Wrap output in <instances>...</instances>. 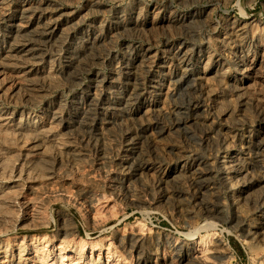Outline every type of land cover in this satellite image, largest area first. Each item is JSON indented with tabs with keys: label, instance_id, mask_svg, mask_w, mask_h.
<instances>
[{
	"label": "rangeland",
	"instance_id": "374dc122",
	"mask_svg": "<svg viewBox=\"0 0 264 264\" xmlns=\"http://www.w3.org/2000/svg\"><path fill=\"white\" fill-rule=\"evenodd\" d=\"M0 264H264V0H0Z\"/></svg>",
	"mask_w": 264,
	"mask_h": 264
},
{
	"label": "bare ground",
	"instance_id": "6f19581e",
	"mask_svg": "<svg viewBox=\"0 0 264 264\" xmlns=\"http://www.w3.org/2000/svg\"><path fill=\"white\" fill-rule=\"evenodd\" d=\"M226 174V173H225Z\"/></svg>",
	"mask_w": 264,
	"mask_h": 264
}]
</instances>
